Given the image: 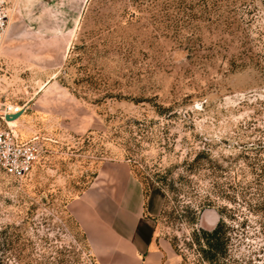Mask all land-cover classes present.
<instances>
[{"label": "rangeland", "instance_id": "374dc122", "mask_svg": "<svg viewBox=\"0 0 264 264\" xmlns=\"http://www.w3.org/2000/svg\"><path fill=\"white\" fill-rule=\"evenodd\" d=\"M5 7L0 102L22 107L18 140L38 146L21 178L0 170V229L23 242L15 253L97 264L66 203L83 190L116 195L132 177L144 194L159 190L156 231L182 264H207L191 231L212 228L216 206L229 228L218 263L264 264V0ZM198 151L209 162L186 172ZM205 196L214 205L192 225Z\"/></svg>", "mask_w": 264, "mask_h": 264}, {"label": "crops", "instance_id": "0c3cea01", "mask_svg": "<svg viewBox=\"0 0 264 264\" xmlns=\"http://www.w3.org/2000/svg\"><path fill=\"white\" fill-rule=\"evenodd\" d=\"M66 209L86 237L97 264H182L170 241L157 233L160 192L130 178L116 195L85 194Z\"/></svg>", "mask_w": 264, "mask_h": 264}, {"label": "trees", "instance_id": "16d2710c", "mask_svg": "<svg viewBox=\"0 0 264 264\" xmlns=\"http://www.w3.org/2000/svg\"><path fill=\"white\" fill-rule=\"evenodd\" d=\"M243 64V63H241ZM206 152L198 151L194 154L193 157L184 161V170L186 172H190L195 169V167L208 163L209 159L207 157ZM183 178L182 175H178L177 181L179 182ZM165 180V179H164ZM167 184V183H166ZM169 186H172V180L168 183ZM213 201L208 198L204 197L200 199L197 204L191 206L190 216L188 221L190 224H195L196 219L198 216L199 211L204 208L205 206H213ZM219 217L215 222L214 226L210 229H202L197 227H192L191 231V240L196 245V253L199 254V258L206 262L207 264H219L218 260L220 258L225 259L227 250H228V226L226 225V221L223 218V210L224 207H215ZM68 213V212H67ZM68 215L73 220L76 227L82 234V237L86 244V249L88 252V259L91 261H95L93 255L89 251V246L86 241V237L82 230L79 228L77 222L74 218L68 213ZM17 236V235H16ZM13 236L10 233H6L5 228L0 229V245L3 250H10L8 253H0V264H71L74 260L64 257L67 256L66 253H39L36 256L35 253H15V249L19 248L22 249L23 242L17 241V237ZM22 244V245H20ZM20 245V246H19ZM174 251L177 252L175 246L172 244ZM57 250V249H56ZM60 252V250L58 251ZM69 255V254H68ZM96 264V263H95ZM229 264V262L227 263ZM232 264V263H231ZM240 264V263H239ZM244 264H251V263H244Z\"/></svg>", "mask_w": 264, "mask_h": 264}, {"label": "built area", "instance_id": "2783aa9c", "mask_svg": "<svg viewBox=\"0 0 264 264\" xmlns=\"http://www.w3.org/2000/svg\"><path fill=\"white\" fill-rule=\"evenodd\" d=\"M8 10L5 0H0V42L6 34ZM22 107L0 102V170L13 178L27 174L36 159L38 146L31 140L19 141L15 126L4 118Z\"/></svg>", "mask_w": 264, "mask_h": 264}, {"label": "water", "instance_id": "95a60500", "mask_svg": "<svg viewBox=\"0 0 264 264\" xmlns=\"http://www.w3.org/2000/svg\"><path fill=\"white\" fill-rule=\"evenodd\" d=\"M22 111H23V109L21 108V109H19V110H18L17 112H15V113L6 114V115L4 116V118L9 122V124H10L11 126H15V124L10 123V122H11L12 120L17 119L18 116L22 113Z\"/></svg>", "mask_w": 264, "mask_h": 264}, {"label": "bare ground", "instance_id": "6f19581e", "mask_svg": "<svg viewBox=\"0 0 264 264\" xmlns=\"http://www.w3.org/2000/svg\"><path fill=\"white\" fill-rule=\"evenodd\" d=\"M10 123H14V120H12Z\"/></svg>", "mask_w": 264, "mask_h": 264}]
</instances>
